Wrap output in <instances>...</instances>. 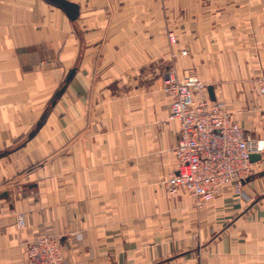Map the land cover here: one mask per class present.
I'll return each instance as SVG.
<instances>
[{
	"label": "crops",
	"instance_id": "1",
	"mask_svg": "<svg viewBox=\"0 0 264 264\" xmlns=\"http://www.w3.org/2000/svg\"><path fill=\"white\" fill-rule=\"evenodd\" d=\"M70 1L76 21L48 0H0V264H23L36 231L59 237L67 264H264V151L246 198L226 187L198 207L165 184L179 123L159 95L166 51L141 39L139 13L193 0ZM195 1L207 31L178 78L194 67L264 139V97L246 78L264 69V0Z\"/></svg>",
	"mask_w": 264,
	"mask_h": 264
},
{
	"label": "built area",
	"instance_id": "2",
	"mask_svg": "<svg viewBox=\"0 0 264 264\" xmlns=\"http://www.w3.org/2000/svg\"><path fill=\"white\" fill-rule=\"evenodd\" d=\"M264 97V71L256 78ZM164 92L171 98L169 119L179 123L174 154L178 166L165 180L171 195L188 192L196 206L213 200L232 187L246 198L244 184L259 170L252 155L264 151V139L253 137L224 102L213 100L209 85L194 73L182 79L168 73ZM24 223L22 214L18 217ZM23 264H67L58 236L36 231L27 245Z\"/></svg>",
	"mask_w": 264,
	"mask_h": 264
},
{
	"label": "rangeland",
	"instance_id": "3",
	"mask_svg": "<svg viewBox=\"0 0 264 264\" xmlns=\"http://www.w3.org/2000/svg\"><path fill=\"white\" fill-rule=\"evenodd\" d=\"M145 2L146 0H141V4H145ZM156 2L162 3L163 1L156 0ZM195 4V0L191 2L189 1L188 11H179L178 9L174 10L176 6H171V8L173 9L171 11H167L165 9L164 11L163 9L162 11H155V8L151 7L149 10H141L139 13L141 39L146 38L143 36H147V34L149 33L151 39L155 37L157 52H159L158 49H160V51L162 50V54H164V52L166 51L167 57L161 58L157 60V62H155V68L159 69V72H157V77L161 81V87L159 89V95L161 97H168L164 92L166 75L168 73H173L178 78V61H180L182 58L187 59L188 57L193 56V54L190 52V45L188 44V42L194 41L195 32L197 30L200 31V34L202 33V31H207V24H204V27L202 28L201 23H195L197 17L199 15H202L201 12L195 10ZM164 7L167 8L166 5ZM203 14L205 15V20L210 19V17L208 16L209 13L205 12ZM111 18V13H109V21L112 20ZM148 23H152V28L149 27ZM263 71L264 69L259 71L260 73L258 75H260ZM185 73H194L200 77L198 71L194 67L188 68ZM258 75L246 78H252L256 80ZM203 81L207 82L206 80ZM219 101L224 102L229 110H235L232 104H230L226 98L220 96ZM259 169H262V166H259Z\"/></svg>",
	"mask_w": 264,
	"mask_h": 264
},
{
	"label": "water",
	"instance_id": "4",
	"mask_svg": "<svg viewBox=\"0 0 264 264\" xmlns=\"http://www.w3.org/2000/svg\"><path fill=\"white\" fill-rule=\"evenodd\" d=\"M48 1L60 6L65 11V13L67 14V16L69 17V19L71 21H76L79 18L80 7L77 3L72 2L70 0H48ZM76 69L77 68L74 67L73 70L71 71V73L68 76L65 84L63 85V87L59 91L60 94H62L65 91V89L67 88V85L69 84V82L71 81L73 76L75 75ZM209 94L213 100L216 99L213 86H209ZM260 159H261V155L259 153H255L252 155V161L256 162V161H259ZM249 179H247V180H249Z\"/></svg>",
	"mask_w": 264,
	"mask_h": 264
}]
</instances>
